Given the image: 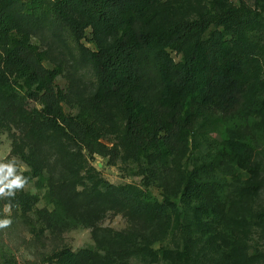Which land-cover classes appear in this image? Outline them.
I'll return each instance as SVG.
<instances>
[{
    "label": "trees",
    "instance_id": "obj_1",
    "mask_svg": "<svg viewBox=\"0 0 264 264\" xmlns=\"http://www.w3.org/2000/svg\"><path fill=\"white\" fill-rule=\"evenodd\" d=\"M152 2L3 1L0 60L5 68H17L21 81L15 79V86L0 83V90L8 98L0 111V126L19 124L24 129V140L50 150L75 144L90 155L112 160L122 153V158L156 162L171 152L174 143L185 147L193 131L211 118L231 120L249 113L245 96L254 61L251 52L237 41L252 29L249 11L233 7L155 29L157 15L149 11ZM68 9L84 17L83 26L73 29L75 33L88 27L93 35L106 33L114 37L111 47L96 51L76 40V62L92 69L93 87L85 96H76L78 110L74 115L64 111L66 94L54 84L61 63L47 68L44 60L49 51L28 39L29 34L42 33L50 38V47L56 51L64 48L71 54L73 48L66 39L70 35H65L62 26ZM198 32L207 35L191 38ZM186 41L191 45L190 53L174 60L171 51L179 52ZM2 78L0 74V81ZM28 99H34L38 107L28 108ZM225 145L234 158L247 159L249 147L235 129L228 131ZM13 151L27 161L32 176H41L38 164L25 155L15 139ZM59 164L56 157L48 168L49 194L66 216L84 214L95 248H63L54 255L58 263L126 264L139 256L156 257L157 251H145L135 234L104 233L93 218L101 208L108 207L134 225L165 216L169 220L176 210L172 202L151 198L147 183L115 185L93 171L81 175L78 169ZM219 193L220 188L209 182L192 181L185 187L184 196L214 211L220 220L225 197Z\"/></svg>",
    "mask_w": 264,
    "mask_h": 264
},
{
    "label": "rangeland",
    "instance_id": "obj_2",
    "mask_svg": "<svg viewBox=\"0 0 264 264\" xmlns=\"http://www.w3.org/2000/svg\"><path fill=\"white\" fill-rule=\"evenodd\" d=\"M233 7L249 11L253 20L247 35L237 39L251 52L254 61L251 85L245 96L249 113L231 120L211 118L193 131L185 147L174 143L163 159L148 162L146 158H122L119 153L112 160L90 155L75 144L50 150L24 140V129L19 124L0 126V161L15 159L23 175L29 177L26 187L14 199H0V219L8 216L12 219L9 228L0 229V264H60L54 255L63 248L73 251L95 248L84 214L66 216L49 194L48 168L56 157L60 164L78 169L81 175L93 171L115 185L147 183L151 198L160 202L168 199L175 205V213L169 220L165 216L135 225L108 207L96 213L93 221L102 232H131L142 241L145 251H157L156 257L139 256L126 264H264V0H153L149 11L157 15L154 28L159 29L172 21L197 20ZM83 23L81 12L72 9L65 12L62 26L65 35H70L66 39L73 48L71 54L64 48L56 51L50 47V38L42 33L28 36L31 43L49 51L44 60L47 68L61 63L54 84L66 94L62 106L71 115L78 110L76 96H85L93 87L92 69L76 62V40L93 51L107 49L114 41L106 33L93 35L88 27L75 33L73 29ZM207 32L192 34L191 38L206 36ZM190 51L191 45L186 41L179 52L171 51V55L177 61ZM0 74L4 75L0 83L15 86L21 81L17 68L3 67L2 60ZM4 93L0 90V111L8 101ZM27 106L38 107L34 99H28ZM230 129H235L248 145L246 160L234 158L226 148ZM14 139L25 155L38 164L41 176H32L27 161L14 153ZM192 181H206L220 188V196L225 197L220 220L214 211L201 208L196 200L186 199L185 187ZM9 203L13 205L10 212L6 208Z\"/></svg>",
    "mask_w": 264,
    "mask_h": 264
},
{
    "label": "clouds",
    "instance_id": "obj_3",
    "mask_svg": "<svg viewBox=\"0 0 264 264\" xmlns=\"http://www.w3.org/2000/svg\"><path fill=\"white\" fill-rule=\"evenodd\" d=\"M24 170H27L26 168ZM29 182V177L23 175L15 159L0 161V199H14L16 193L22 191ZM13 205H6L10 212ZM12 224L10 216L0 219V229L9 228Z\"/></svg>",
    "mask_w": 264,
    "mask_h": 264
}]
</instances>
